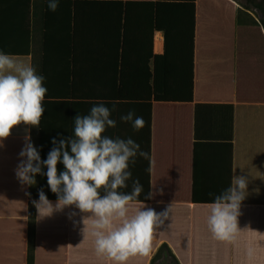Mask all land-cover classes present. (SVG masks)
<instances>
[{
    "label": "crops",
    "instance_id": "1",
    "mask_svg": "<svg viewBox=\"0 0 264 264\" xmlns=\"http://www.w3.org/2000/svg\"><path fill=\"white\" fill-rule=\"evenodd\" d=\"M57 2L51 11L48 0H31L30 7L0 0V52L32 66L47 91H59L69 61V100L43 101L41 161L56 147L54 139L58 144L74 136L76 116L103 103L116 122L104 135L131 138L149 154L129 163L132 175L121 189H132L137 179L144 185L148 165L152 198L131 208L144 204L159 214L171 207L154 231L150 254L127 264H149L162 243L179 264H264L262 27L237 25L233 0ZM178 24L186 27L185 49L172 41ZM198 105L227 107L196 111ZM130 111L143 118V128L121 120ZM33 129L19 125L0 147V264H26L28 186L16 169L25 133L31 136ZM57 168L64 171L63 163ZM46 173L45 167L38 174L37 202L42 190L55 207L58 196ZM235 176L249 180L241 231L234 241H221L208 226V205ZM46 215L36 208L34 264H74L81 211L73 205Z\"/></svg>",
    "mask_w": 264,
    "mask_h": 264
},
{
    "label": "clouds",
    "instance_id": "2",
    "mask_svg": "<svg viewBox=\"0 0 264 264\" xmlns=\"http://www.w3.org/2000/svg\"><path fill=\"white\" fill-rule=\"evenodd\" d=\"M48 7L55 11L57 0H48ZM46 93L43 77L37 75L32 66L0 52V147L19 125L39 126ZM110 115L109 108L100 103L91 108L89 115L76 116L74 136L67 140L61 138L58 144L54 139L52 144L56 147L44 161L26 132L16 177L21 185L33 186L35 177L43 174L46 167L48 186L58 196V202L53 207L41 190L39 201L34 202L39 215L51 216L54 211L74 205L89 214L83 223L90 224L97 255L107 257L113 264H127L130 257L150 254L154 231L168 219L171 207L159 214L144 204L132 210L131 206L143 192L138 179L133 182L130 193L118 191L127 187L126 181L131 178L129 163L135 162L137 154L145 159L149 154L141 151L131 138L105 136L107 128L116 126ZM121 120L131 122L136 130L145 124L143 118L136 117L132 111ZM61 162L64 171L58 172L57 165ZM248 184L245 176H235L232 186L208 205L207 222L216 239L234 241L237 238L241 231L238 226L241 204L247 197ZM101 190L104 195L100 194ZM148 198H152L151 194ZM247 254L251 258L254 252L250 248Z\"/></svg>",
    "mask_w": 264,
    "mask_h": 264
},
{
    "label": "trees",
    "instance_id": "3",
    "mask_svg": "<svg viewBox=\"0 0 264 264\" xmlns=\"http://www.w3.org/2000/svg\"><path fill=\"white\" fill-rule=\"evenodd\" d=\"M21 4L24 6L25 1L26 4L31 6V0H19ZM122 1V0H120ZM162 2H194L195 0H157ZM236 2V0H233ZM244 3L240 5L239 9L237 10L236 14V24L239 26H261L264 31V0H243ZM68 5L71 4V0H66ZM237 3V2H236ZM34 5V2L33 4ZM35 6V5H34ZM256 11L259 13V19H255L252 15V12ZM66 67L64 70V82L62 83L60 77V87L59 91L55 88L50 89L47 91L44 100H69V82H70V72H69V61L66 63ZM46 79L43 76V86L45 87ZM63 84V85H62ZM227 106H219V105H198L196 106V111L199 108H208V109H220L226 108ZM231 109V107L229 108ZM148 134H149V123L147 125ZM38 127H34L33 133H31V142L34 147L38 151ZM144 185L143 192L141 193L140 197H138L137 202H147L148 201V165L146 174L144 176ZM36 184L33 186H28V206H27V251H26V264H34L35 260V231H36V206L34 202H37L38 199V175L35 177ZM118 191L124 193H130V190H122L119 189ZM101 195H104V191L101 190ZM193 201L198 202L196 196H193ZM149 264H179L178 260L171 252L170 248L167 244L162 243L157 251L152 256Z\"/></svg>",
    "mask_w": 264,
    "mask_h": 264
},
{
    "label": "rangeland",
    "instance_id": "4",
    "mask_svg": "<svg viewBox=\"0 0 264 264\" xmlns=\"http://www.w3.org/2000/svg\"><path fill=\"white\" fill-rule=\"evenodd\" d=\"M236 2L239 7L244 3L243 0H236ZM252 15L255 17V19H259L258 12L253 11ZM185 28L186 27L181 28L178 24L177 28L174 29L172 41L177 45L178 49H185L186 47L187 32L185 31ZM87 215L89 214L81 212V223L77 225L78 231L76 233L75 258L72 256V261H74V264H105L108 261V258L105 256H98L97 253H95L94 238L90 234V224L87 221L85 225L83 223V219ZM84 227L86 228L85 232H83Z\"/></svg>",
    "mask_w": 264,
    "mask_h": 264
}]
</instances>
